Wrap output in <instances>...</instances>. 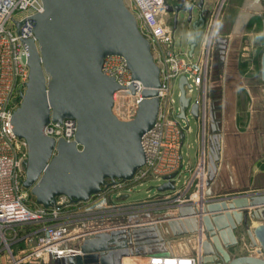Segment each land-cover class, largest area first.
Masks as SVG:
<instances>
[{"label": "water", "instance_id": "1", "mask_svg": "<svg viewBox=\"0 0 264 264\" xmlns=\"http://www.w3.org/2000/svg\"><path fill=\"white\" fill-rule=\"evenodd\" d=\"M42 1L44 9L35 15V39L25 42L29 81L13 125L17 136L29 144L24 187L48 207L60 196L87 201L117 179L133 178L145 165L142 139L158 117L161 70L125 0ZM213 9L205 0H176L169 7L175 28L188 25L196 33L191 54ZM255 18L260 19L264 40V0H245L233 38L241 39ZM230 41L219 34L214 38L222 60ZM109 55L123 56L134 79L145 86L144 99L129 121L119 119L113 111L114 94L121 86L102 70ZM260 65L264 81V51ZM187 84L186 76L180 77L179 119L185 120L190 113L197 122L202 101L187 96ZM67 118L78 121L74 141L56 140L45 133L51 122ZM209 126L217 133V113L210 102ZM205 153L207 190L198 201L181 205L178 211L156 210L131 214L121 221L85 223L79 251L58 256L56 264H123L129 257H169L171 238L179 234L177 221L185 225L186 234H205L200 264H264V191L217 196L220 189L212 183L219 178L222 161L218 143L207 150L205 144ZM158 189L174 190L175 186L166 182ZM251 220L260 222L247 229L250 246L256 251L234 253L240 246L237 230Z\"/></svg>", "mask_w": 264, "mask_h": 264}, {"label": "built area", "instance_id": "2", "mask_svg": "<svg viewBox=\"0 0 264 264\" xmlns=\"http://www.w3.org/2000/svg\"><path fill=\"white\" fill-rule=\"evenodd\" d=\"M188 1L195 3V0ZM125 3L134 14L140 32L149 41L161 70L158 117L142 139L146 163L133 178L117 179L87 201L77 202L60 196L55 204L46 207L33 199L31 191L24 187L29 144L17 136L13 125L14 113L21 105L29 81V53L25 42L35 39V15L43 11V1L0 0V264H56L58 256L79 251L86 234L85 223L121 221L131 214L156 210L178 211L181 205L192 204L207 190L205 142L210 127L213 43L225 0H220L209 12L206 30L198 41L200 49L193 57L189 56V51L181 49L176 38L169 20V0H125ZM189 36L186 41H190ZM102 70L121 86L114 94L115 115L125 121L134 119L144 99L145 86L134 79L127 60L121 55L107 56ZM182 76L188 80L187 96H192L197 89L196 98L202 101L197 121L200 159L195 168L185 165L184 135L192 133L193 129L188 115L184 120L186 126L180 123L183 120L179 119L181 107L174 92ZM77 130V119L67 118L51 122L45 133L56 140L72 142ZM78 147L81 149L80 144ZM153 180L160 185L172 182L175 189H158L142 200H120L129 198L128 194L138 186ZM200 254L198 250L188 254L172 252L169 257H129L124 263L200 264Z\"/></svg>", "mask_w": 264, "mask_h": 264}, {"label": "crops", "instance_id": "3", "mask_svg": "<svg viewBox=\"0 0 264 264\" xmlns=\"http://www.w3.org/2000/svg\"><path fill=\"white\" fill-rule=\"evenodd\" d=\"M219 1L205 0V3L215 7ZM169 2L174 5L176 0ZM198 2L195 0V3ZM244 2L226 0L220 10L216 35L229 37L232 42L227 47L224 60L221 58L220 45L215 44L213 47L209 102L215 108L219 126L217 133L209 130L205 144L207 150L213 143H218L222 156L219 178L212 183V187L217 185L220 189L218 195L264 191V81L260 65L264 40L258 18L251 20L241 39L233 38L232 30ZM169 20L181 49L189 51V56L193 57L200 48L197 45L191 54L196 34L192 26L182 25L188 32L178 37V28H175L174 16L170 12ZM184 35H190V41H185ZM188 134L185 132L184 135L183 150L188 141L185 165L195 168L200 159L201 144L198 135L195 146ZM192 149L195 150L193 153ZM177 222L181 225V221Z\"/></svg>", "mask_w": 264, "mask_h": 264}, {"label": "rangeland", "instance_id": "4", "mask_svg": "<svg viewBox=\"0 0 264 264\" xmlns=\"http://www.w3.org/2000/svg\"><path fill=\"white\" fill-rule=\"evenodd\" d=\"M187 32H188L187 29H185L182 25H179L178 31H177L178 37H180L182 33L185 34ZM183 38H185V41H186L185 35L183 36ZM174 89H175V91H174L175 97H176L177 102H178V100H179V94H178L179 87H178L177 83L174 86ZM191 94L194 98H196L198 96L199 92L197 89H195L194 92H192ZM188 116L190 117V124L193 128L192 133H190L188 135L192 139L191 142L193 144H195V146H196L195 138L197 136V129H198L197 122H196V119L190 113H188ZM180 123L183 126H186V124H187L186 121H184V120H182ZM187 142L188 141H186V146L184 148V158L185 159H187V155L185 154V152H187L186 151L187 150ZM194 151L195 150L192 149L191 153H193ZM160 184H161L160 182L154 181V180L153 181H147V183L145 185L138 186L133 193L128 194L129 198L121 197L120 200L137 201V200L145 199L149 196L148 193H151V194L156 193ZM217 196H220V195H217ZM222 196H225V195H222ZM33 199H35V197H33ZM257 222H259V221L251 220V221H249L247 226L239 227V229L237 230L236 233H237L238 238H239L240 246H238L237 248L234 249V251H233L234 253L246 254V253H253L256 250V248H253L250 246V240H249V237L247 234V229L248 228H250V229L254 228L253 226H255ZM180 223H181V225H177V227H176L177 232H179V234L174 235L171 238V249L175 253H186V254L191 253V252L197 253L198 250H201V244H202V241L200 240L199 235L197 233L196 234H186L185 233V231H186L185 225L182 222H180ZM126 259H128V258H126ZM125 261H128V260H125ZM27 264H41V263L32 262V263H27ZM51 264H53V263H51Z\"/></svg>", "mask_w": 264, "mask_h": 264}, {"label": "bare ground", "instance_id": "5", "mask_svg": "<svg viewBox=\"0 0 264 264\" xmlns=\"http://www.w3.org/2000/svg\"><path fill=\"white\" fill-rule=\"evenodd\" d=\"M195 196H198V195H195ZM195 196H194V197H195ZM199 198H200V196L197 197L196 200L198 201ZM205 237H206V236H205V234H204L203 232L199 233V238H200L201 241H203V240L205 239ZM178 242H179V241H178Z\"/></svg>", "mask_w": 264, "mask_h": 264}, {"label": "flooded vegetation", "instance_id": "6", "mask_svg": "<svg viewBox=\"0 0 264 264\" xmlns=\"http://www.w3.org/2000/svg\"><path fill=\"white\" fill-rule=\"evenodd\" d=\"M209 130H210V128H209Z\"/></svg>", "mask_w": 264, "mask_h": 264}, {"label": "trees", "instance_id": "7", "mask_svg": "<svg viewBox=\"0 0 264 264\" xmlns=\"http://www.w3.org/2000/svg\"><path fill=\"white\" fill-rule=\"evenodd\" d=\"M36 200V199H35Z\"/></svg>", "mask_w": 264, "mask_h": 264}]
</instances>
